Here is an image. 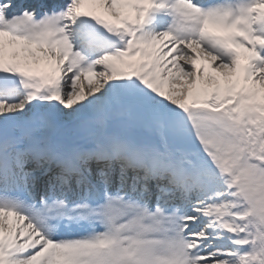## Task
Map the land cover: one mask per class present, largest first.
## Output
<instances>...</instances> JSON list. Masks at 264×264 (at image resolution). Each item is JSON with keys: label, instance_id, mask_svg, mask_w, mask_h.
Returning <instances> with one entry per match:
<instances>
[{"label": "snow or ice", "instance_id": "obj_1", "mask_svg": "<svg viewBox=\"0 0 264 264\" xmlns=\"http://www.w3.org/2000/svg\"><path fill=\"white\" fill-rule=\"evenodd\" d=\"M0 264H264V0H0Z\"/></svg>", "mask_w": 264, "mask_h": 264}]
</instances>
